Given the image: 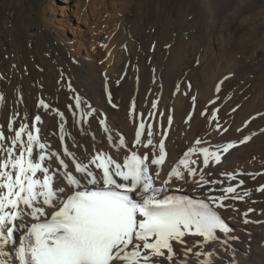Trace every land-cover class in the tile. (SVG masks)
<instances>
[{
	"label": "bare ground",
	"instance_id": "1",
	"mask_svg": "<svg viewBox=\"0 0 264 264\" xmlns=\"http://www.w3.org/2000/svg\"><path fill=\"white\" fill-rule=\"evenodd\" d=\"M17 1L0 3V94L5 97L0 129L7 134L14 111L26 115L29 123L39 113L41 140L63 155L58 139V113H63L70 151L81 156L103 151L121 163L132 151H151L133 148L141 120L145 142L149 124L157 145L167 129L165 163L159 177L153 175L156 188L189 148L213 150L234 142L236 147L222 155L220 164L204 169L206 179L222 184L197 188L191 178L188 183L173 179L161 195L219 196L223 193L208 189L243 181L237 194L244 199L227 200L232 207L217 211L239 237L228 242L236 264H264V223H244L264 221V191H257L264 186V0H61L65 7L60 8H69L80 23L71 36L51 9L56 0ZM43 4L48 10L43 11ZM76 96L84 110L90 106L92 111L83 125L75 122L80 119L74 111ZM40 99L49 110L37 107ZM214 110L217 118L210 122ZM109 134L113 140L122 137L126 146H111ZM246 136L251 139L240 143ZM192 159L197 160L194 167H202L201 157ZM223 173L239 175L228 181ZM205 250L215 251V264L233 259L228 246L218 242ZM189 264H196L191 256Z\"/></svg>",
	"mask_w": 264,
	"mask_h": 264
},
{
	"label": "snow or ice",
	"instance_id": "2",
	"mask_svg": "<svg viewBox=\"0 0 264 264\" xmlns=\"http://www.w3.org/2000/svg\"><path fill=\"white\" fill-rule=\"evenodd\" d=\"M216 91H220L219 84ZM4 99L0 94V103ZM74 99V111L80 112L75 122L83 125L92 111L90 106L88 110L82 108L79 96ZM37 107L47 111L50 105L40 99ZM152 108H156L155 101ZM217 111L212 112L210 122L216 120ZM58 114L63 155L41 140L39 113L29 123L26 115L21 117L14 111L7 123V134L0 129V264H189L190 256L196 264H215V251L205 250L213 242L221 247L227 245L233 257L229 264H236L235 249L228 242L239 237L232 235L234 230L217 209L232 207L225 203L227 200L244 199L237 194L243 181L236 186L229 183L220 189H208L209 193H223L219 196L205 194L203 198L190 199L161 195L168 191L173 178L185 183L191 178L197 188L222 184L223 181L206 179L204 169L220 164L222 155L236 147L234 142L215 145L213 150L189 148L171 167L162 186L156 188L153 175L159 177L166 150L163 139L158 145L154 143L150 124L145 142V123L141 120L133 148L151 151H132L121 163L103 151L93 150L82 156L70 151L67 140L71 135L63 123V113ZM168 120L171 124L172 117ZM99 123L109 133L105 121ZM249 139L246 136L240 143ZM108 140L113 147L126 146L122 137L113 140L109 134ZM201 143L199 139L195 141L196 145ZM73 146L79 147L75 140ZM194 155L202 158V167L193 166L197 165ZM222 175L233 181L239 174ZM257 191H264V186ZM250 222L264 223L244 220L245 224ZM186 237L200 239L190 241ZM177 245L181 246L178 250Z\"/></svg>",
	"mask_w": 264,
	"mask_h": 264
},
{
	"label": "rangeland",
	"instance_id": "3",
	"mask_svg": "<svg viewBox=\"0 0 264 264\" xmlns=\"http://www.w3.org/2000/svg\"><path fill=\"white\" fill-rule=\"evenodd\" d=\"M1 2V4H2V1H4L5 2V4L6 5H8V4H16V1L17 0H13V1H11V0H0ZM23 1V0H22ZM26 3H27V0H24ZM86 1V0H85ZM84 1V2H85ZM18 2H21V1H17V5H18ZM73 2V4H74V0L72 1ZM1 4H0V9H1ZM52 4V3H51ZM51 4H48L49 6L51 5ZM28 4H26V5H23L24 7H23V9L25 8L26 9V7L25 6H27ZM35 5V4H34ZM45 5V6H44ZM36 6V5H35ZM60 7H65L64 6V4L61 2V0H56L53 4H52V6H51V9L53 10H55L56 11V17H58V18H62L63 19V26L62 27H64V30H66V32H68V34L71 36V35H74L73 33H72V31H74V29H73V27L75 26V25H77L78 27H79V25H80V23L79 22H75V20H74V18L73 17H71V15L69 14V8H60ZM21 9H22V7H21ZM22 9V10H23ZM48 10V8L46 7V4H43V11H45V10ZM59 9H61V10H64V12H62L63 14H60V11H59ZM73 9V8H72ZM52 10H50V11H52ZM40 11H42V10H40ZM89 11L91 12V9L89 8V7H87V12L89 13ZM67 14V15H66ZM6 19L7 18H9V16H7V14H5V16H4ZM7 22L6 20H3L2 21V23H5V22ZM65 27L67 28V29H65ZM78 38V37H77Z\"/></svg>",
	"mask_w": 264,
	"mask_h": 264
}]
</instances>
